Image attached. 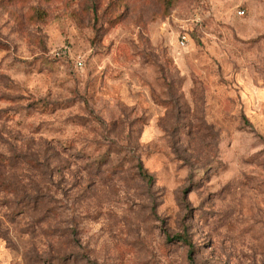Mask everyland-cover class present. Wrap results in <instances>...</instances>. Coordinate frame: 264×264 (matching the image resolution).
<instances>
[{
    "label": "rangeland",
    "instance_id": "rangeland-1",
    "mask_svg": "<svg viewBox=\"0 0 264 264\" xmlns=\"http://www.w3.org/2000/svg\"><path fill=\"white\" fill-rule=\"evenodd\" d=\"M0 264H264V0H0Z\"/></svg>",
    "mask_w": 264,
    "mask_h": 264
},
{
    "label": "trees",
    "instance_id": "trees-1",
    "mask_svg": "<svg viewBox=\"0 0 264 264\" xmlns=\"http://www.w3.org/2000/svg\"><path fill=\"white\" fill-rule=\"evenodd\" d=\"M139 174L143 178V180L147 181L148 183H151L153 178L147 174V172L143 169V167L140 165L139 166ZM177 239H179L180 242H186V244L190 243L188 242V239L185 236H177Z\"/></svg>",
    "mask_w": 264,
    "mask_h": 264
},
{
    "label": "built area",
    "instance_id": "built-area-1",
    "mask_svg": "<svg viewBox=\"0 0 264 264\" xmlns=\"http://www.w3.org/2000/svg\"><path fill=\"white\" fill-rule=\"evenodd\" d=\"M241 15L244 14V12H240ZM187 43V38H186V35H183L180 37V46L181 47H185ZM76 67L79 68V69H82L83 68V63L80 59H77L76 60Z\"/></svg>",
    "mask_w": 264,
    "mask_h": 264
}]
</instances>
